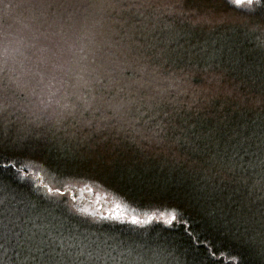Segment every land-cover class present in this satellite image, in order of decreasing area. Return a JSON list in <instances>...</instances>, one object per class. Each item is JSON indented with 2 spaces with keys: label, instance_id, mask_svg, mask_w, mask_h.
<instances>
[{
  "label": "trees",
  "instance_id": "1",
  "mask_svg": "<svg viewBox=\"0 0 264 264\" xmlns=\"http://www.w3.org/2000/svg\"><path fill=\"white\" fill-rule=\"evenodd\" d=\"M187 1L191 8L179 13L174 5L153 0H0V120L39 125L49 137L22 154L10 149L3 159L15 157L21 168L28 164L32 182L64 193L59 207L51 208L49 201L38 218L26 221L91 245L86 252L94 253L100 243L103 258L91 264H235L237 254L241 264H264L259 216L245 232L220 213L235 207L246 186L259 179L254 175L259 169L230 170L228 159L240 161L233 145L239 146L243 135L264 130V19L228 0ZM97 67L104 69L107 82H101L109 81L110 89L140 83L136 105L152 115L134 111L128 91L114 88L106 95L95 85ZM122 74L125 79L117 80ZM181 78L185 86L190 80L192 96L179 95ZM51 89L57 93L50 95ZM198 91L204 96L197 100ZM73 94L82 97L75 108ZM85 108L106 124L72 125ZM258 143L254 137L239 147L244 169L250 159L244 148L256 151ZM0 180L10 189L4 195L23 209L29 197L13 170L0 171ZM89 189L114 195L122 205L131 202L142 214L172 205L184 222L148 230L112 222L77 224L81 218L67 212L69 206L94 213L89 220L105 216L108 204L95 211L85 201L74 207L69 196L76 199ZM54 215L65 231L53 226ZM18 251L0 249V264H29ZM81 259L88 263L87 256Z\"/></svg>",
  "mask_w": 264,
  "mask_h": 264
},
{
  "label": "snow or ice",
  "instance_id": "2",
  "mask_svg": "<svg viewBox=\"0 0 264 264\" xmlns=\"http://www.w3.org/2000/svg\"><path fill=\"white\" fill-rule=\"evenodd\" d=\"M228 2L236 8H242L247 13L255 14L259 12L261 19H264V0H228ZM261 46H264V42ZM95 85L101 88L106 87L100 80H96ZM72 99V106L75 108L76 104L80 103V97L73 94ZM4 111H6V107ZM85 111H87V108H85ZM29 124H35V122L29 121ZM254 137L259 140V143L255 145L256 151L250 152L248 148H244V156L250 157L247 161V169H244L243 165L240 164L244 157L240 156L239 147L243 146L244 140H251ZM48 139L47 132L41 130L39 125L34 128H29L23 123L9 126L6 119L0 120V171L12 169L16 180L24 187L25 195L29 197V202L25 204L23 209L17 207L12 199L4 195L10 189L7 184L0 180V249H3L5 253L9 247L19 249L17 252L18 258L23 256L24 259L29 261V264H84L81 259L84 256H87L90 261L100 260L103 258L100 255L103 251L100 243L93 242L96 243L94 253L86 252V247H91V245L85 246L83 241L74 239L72 236L65 237L44 231L34 221H32L31 227L28 226L26 218L28 221H31L32 216L38 218L40 209L44 208L46 210L49 201L59 207L58 197L64 196V193L58 188L53 189L48 185H36L32 182L27 174L28 164H24V167L21 168L13 162L15 157H10L6 161L3 158L5 152L10 149L22 154L26 148H37ZM29 141H32V143L29 144ZM249 147H252V145L250 144ZM233 151L236 156L240 157V161L230 157L228 159L230 170L235 169L238 165L243 171L259 169V171H254V175L258 176L259 179L255 180L250 187L246 186V195L240 202L235 204V207L221 208L220 213L225 217L227 223L237 228V231L243 228L245 232H247L246 226L255 222L256 217L259 216L261 229L259 244L261 249L264 250V130L259 133L253 131L251 135H243L240 145H233ZM25 159L33 161L35 157L28 156ZM64 163L71 167L72 160L66 158ZM84 178L93 181L97 179L94 175H86ZM32 201L36 203H32ZM116 207L122 208L123 205L118 203ZM162 207L173 208L172 205H160L157 206V211L142 215H136L135 208L132 209L131 214H128L125 209L122 215H105L100 221L89 220L95 214L89 213L86 208L69 206L66 211L81 218L77 220V224L115 222L117 224H130L136 226L137 229L148 230L153 225L171 229L177 221L184 222V216L178 210L174 208L172 211L159 210ZM229 216L231 217L230 220L227 219ZM248 242L250 244L254 243L251 238L248 239ZM101 243L106 244V241ZM108 255L110 256V254ZM234 261L235 264H241L242 258L239 254L234 257Z\"/></svg>",
  "mask_w": 264,
  "mask_h": 264
},
{
  "label": "bare ground",
  "instance_id": "3",
  "mask_svg": "<svg viewBox=\"0 0 264 264\" xmlns=\"http://www.w3.org/2000/svg\"><path fill=\"white\" fill-rule=\"evenodd\" d=\"M154 2H156V3H158V4H167V5H174L175 6V9L177 10V12H181L183 9H185L186 10V8H191V5H190V3H189V1H187V0H153ZM51 7H50V5L48 4L47 6H45L41 11H42V13L43 14H46V13H48V10L50 9ZM187 11V10H186ZM195 13H198V11H194ZM176 13V12H175ZM247 13V12H246ZM187 14V13H186ZM249 14V13H248ZM41 16V15H40ZM177 16V15H176ZM187 16H189L188 14H187ZM193 16V13L191 14V16L190 17H192ZM45 18L44 17H42L41 16V19L40 20H44ZM194 20V19H193ZM130 47H131V49L134 51V50H137L138 48H137V46H136V44H135V40H133V42L130 44ZM126 58L128 59V60H132V53L130 52L129 53V55L128 56H126ZM123 64V63H122ZM124 65V64H123ZM96 70H98V67H97V69ZM104 69H100V70H98L100 73H96V80H100V81H106L107 79L105 78V72L103 71ZM125 70H126V68H125ZM116 72V71H115ZM112 73L113 72H111V75H110V77H109V80H111V76H112ZM123 79H125V75L124 74H122L121 76H120V78L119 79H117V80H123ZM162 81V80H161ZM107 82V81H106ZM162 82H166V83H168V82H170L169 80H165V81H162ZM106 87H104V92L106 93V95H107V93H108V91H114L115 89L114 88H116V90H119V89H123V90H125V91H128V92H130L131 93V97H132V102H133V104H134V106H133V110L134 111H137V113H139L140 114V116H142L143 117V115H145V116H147V115H152V113H143V112H141L139 109H138V107H137V105H136V100H137V96L138 95H140V83H138V82H121V83H116V84H113V87L110 89V87H109V81H108V83L105 85ZM138 94V95H137ZM152 110V109H151ZM100 117L99 116H97L96 115V113H88V112H86V111H83V112H81V113H79L78 114V116L75 118V120L72 122V125H84L85 123H92V124H94V123H96V124H101L102 126H104L106 123H102L101 122V119H99ZM118 199L116 198V196H114V195H112V196H108V195H104V199H103V201L101 202V203H99L98 205H100V204H108V205H111V204H118ZM55 204H53L52 203V205H50V207L51 208H54L55 206H54ZM123 208H124V210L126 209V211H127V213L128 214H131L132 213V209L133 208H135V210H136V212H135V214L136 215H142V213H140L137 209H136V207H135V205L133 204V203H131V202H128V203H125L124 205H123ZM174 209H176V208H174ZM171 211L173 210V208L172 209H170ZM176 210H178V209H176ZM179 211V210H178ZM57 212H61L60 211V209H57ZM180 212V211H179ZM181 213V212H180ZM49 218H51V217H49ZM51 219H54L55 220V222H54V224H53V226L54 227H56L57 229H59V230H61V231H65L67 228H66V226H64V224H62V223H60L56 218H55V215H54V217L53 218H51ZM112 225H114V226H125V224H117V223H115V222H112L111 223ZM178 224V221H177V223H176V225ZM164 247H166V246H164ZM86 261V260H85ZM179 262H180V264H183V262H182V260H179ZM87 264H91V262L88 260V263ZM139 264H143V262H141V263H139Z\"/></svg>",
  "mask_w": 264,
  "mask_h": 264
},
{
  "label": "rangeland",
  "instance_id": "4",
  "mask_svg": "<svg viewBox=\"0 0 264 264\" xmlns=\"http://www.w3.org/2000/svg\"><path fill=\"white\" fill-rule=\"evenodd\" d=\"M28 15H30V14H28ZM210 15H212V14H210ZM212 16L216 17L215 15H212ZM149 21H151V20H149ZM150 23H153V21H151ZM138 34H140V32L135 29V35H138ZM64 69L67 71L66 68H64ZM64 72L65 71L63 70V73ZM51 75H53V73H51ZM177 75L180 76V74H177ZM178 78L180 79V77H178ZM183 79L186 80V78H183ZM183 79L181 81V87H183V90H181L179 95L185 97L186 95L189 94L192 96L193 88L190 85L191 84L190 80H188L189 85L187 84V86H185ZM86 80L88 81V77H86ZM93 80H95V78H93V76L91 74L90 82H92ZM61 91H63L62 88L58 92H61ZM55 93H57V91H55L53 89L50 90V95H53ZM200 96H204V94H203V92L198 91L195 98L198 100L200 98ZM79 97H80V99H82L81 96H79ZM70 194H71V192H70ZM75 197H76V199H74V195H72V194H71V197L69 196L72 203L74 204V207H78V205H76L77 203H79L81 201H85L87 203L88 207L93 209L94 211H95V207H97V209L101 208V204L100 205H98V204L101 203L104 199V195L101 192L96 191L94 189L80 191L79 194H75ZM116 205L117 204L108 205L107 209H105V211H103V214H105V215H115V214H121L122 215V214H124V212H125L124 208H117Z\"/></svg>",
  "mask_w": 264,
  "mask_h": 264
}]
</instances>
